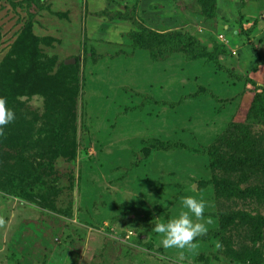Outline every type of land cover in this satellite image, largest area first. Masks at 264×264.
<instances>
[{
    "label": "rangeland",
    "instance_id": "374dc122",
    "mask_svg": "<svg viewBox=\"0 0 264 264\" xmlns=\"http://www.w3.org/2000/svg\"><path fill=\"white\" fill-rule=\"evenodd\" d=\"M0 97V264H264V0H0Z\"/></svg>",
    "mask_w": 264,
    "mask_h": 264
},
{
    "label": "clouds",
    "instance_id": "9594fccd",
    "mask_svg": "<svg viewBox=\"0 0 264 264\" xmlns=\"http://www.w3.org/2000/svg\"><path fill=\"white\" fill-rule=\"evenodd\" d=\"M16 119L13 109L8 107L5 97H0V137L5 135V128ZM210 205L196 196L185 195L180 198V209L167 222H156L153 231L161 236L164 248L193 249L197 237L207 235L209 226L214 224L211 216L205 218L206 208ZM216 248L220 243L216 242Z\"/></svg>",
    "mask_w": 264,
    "mask_h": 264
},
{
    "label": "trees",
    "instance_id": "16d2710c",
    "mask_svg": "<svg viewBox=\"0 0 264 264\" xmlns=\"http://www.w3.org/2000/svg\"><path fill=\"white\" fill-rule=\"evenodd\" d=\"M210 63H213V62H210ZM218 67L221 69V70H223V67L222 66H220V65H218ZM226 72L227 73H229L234 79H236L235 80V82L236 83H245V82H253V80H251V78H249V77H245V76H239V75H237V74H233V72H229V70H226ZM256 112V111H255ZM6 129L8 130L9 128H8V126H6ZM249 158H248V162H249V165H250V163L251 162H253V159L254 158H252L251 156H248ZM242 160H247L245 157L242 159ZM240 215V214H239ZM249 217V218H248ZM253 216H249L248 214H246V213H243V214H241V218H240V220H241V222L242 223H244V221L246 220V219H249L250 220V218H252ZM230 219L231 218H234L235 219V217H232V216H230L229 217ZM238 218V217H237ZM248 220V221H249ZM231 222V221H230ZM246 222V221H245ZM231 223H233V222H231ZM249 223V222H248ZM223 230V228L221 229V231ZM246 232V231H245ZM253 256V255H252Z\"/></svg>",
    "mask_w": 264,
    "mask_h": 264
},
{
    "label": "water",
    "instance_id": "95a60500",
    "mask_svg": "<svg viewBox=\"0 0 264 264\" xmlns=\"http://www.w3.org/2000/svg\"><path fill=\"white\" fill-rule=\"evenodd\" d=\"M73 61H71V60H66V63L67 64H70V63H72Z\"/></svg>",
    "mask_w": 264,
    "mask_h": 264
}]
</instances>
